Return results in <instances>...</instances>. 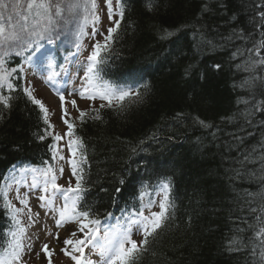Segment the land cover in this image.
Returning <instances> with one entry per match:
<instances>
[{"label": "trees", "instance_id": "obj_1", "mask_svg": "<svg viewBox=\"0 0 264 264\" xmlns=\"http://www.w3.org/2000/svg\"><path fill=\"white\" fill-rule=\"evenodd\" d=\"M261 11L264 0H153L151 11L148 0H125L120 28L100 67L105 80L138 88L142 99L126 100L123 109L101 108V103L96 108L100 119H93L96 112L91 111L84 122L78 118L72 123L74 139L83 145L76 149L86 157L80 165L87 189L81 207L91 208L100 220L109 213L121 217L139 210L141 192L150 195L169 183L171 216L136 264H256L248 250H230L229 240L242 235L247 241L252 235L236 231L246 227L242 221L249 216L233 190L255 191L259 185L247 178L230 180L228 169L264 132V113L251 117V125L234 118L244 107L238 101L251 96L241 87L249 73L243 65L237 67L249 54L232 59L237 48L252 46L236 39L234 32L264 39V31L253 28ZM163 29L179 31L165 40ZM58 37L53 38L55 63L62 51ZM17 50L2 55L6 69H17L9 76L15 92L0 88V95L14 97L10 108L0 105V188L11 168L42 166L53 159V138L39 139L47 128L43 113L23 91ZM29 54L25 51L23 59ZM217 63L220 70H211ZM190 64L195 68L186 77L184 69ZM258 75L264 76V69ZM255 99L260 102L264 96ZM3 203L0 195V251L7 245L10 226Z\"/></svg>", "mask_w": 264, "mask_h": 264}, {"label": "snow or ice", "instance_id": "obj_2", "mask_svg": "<svg viewBox=\"0 0 264 264\" xmlns=\"http://www.w3.org/2000/svg\"><path fill=\"white\" fill-rule=\"evenodd\" d=\"M125 0H115V8H113V0H105L107 6V16L112 26L107 28L106 34L99 31L96 25L100 24L101 17L98 14L97 0H0V48L4 50V56H7L13 49H19L15 52L17 56L23 55L25 51H30L27 60L32 63L33 67L39 69L42 60L48 59V67H52V59L48 57V50L41 51L43 45L42 40H47L49 44L54 43V37H58L60 33L69 25L78 23L80 19L81 10L87 15L83 17L87 22L89 17L93 25L92 37L97 35L103 37V40H94L91 45L92 51L86 57V63L81 64L79 70L83 71V76L80 77L81 85L79 96L81 99H100L107 101V104L102 103L101 108L112 107L123 109L126 100H133L139 102L142 99V94L138 88L129 86H119L112 82L105 80L100 67L105 63L104 53L110 51L115 39V34L121 25L124 16ZM153 8V0H148V9ZM6 14V15H5ZM118 15L119 19H114ZM81 33L83 32V24L79 25ZM253 28H259L264 31V11L260 13V20L253 24ZM179 31L163 29L161 39H169L176 35ZM243 33V30H241ZM236 39L248 40L252 45L241 51L239 48L232 53V59L237 57H244L248 53L246 59L241 60L237 65L238 68L243 65V71L249 73L248 77L242 81L241 87L248 91L251 100H241L238 103L244 105L243 109H238L237 115L234 118H243L247 124L251 125L253 117L257 112L264 113V100L257 102L255 97L257 94L264 96V76L258 75L259 71L264 69V39L257 40L251 33L237 34L233 33ZM232 37H229L231 39ZM208 43H212L208 41ZM79 50L80 45L76 44ZM3 65V56H0V66ZM195 65H188L184 69L185 76H190ZM220 64L211 65V70L219 71ZM13 71H15L13 69ZM55 73L49 75V81L54 79ZM10 72L4 70L0 72V88H6L9 92H15L13 83L10 82ZM201 80L205 78V73L200 74ZM142 87L147 88V85ZM29 101L33 105H37L41 113H43V122L47 125L45 134L41 135L39 139L44 140L46 136H51L54 143L49 145V150L53 153V159L64 160L65 156L60 155V150L57 148L55 142H59L64 137H73L74 124L70 122L69 113L65 107L64 90H56V95L60 100V109L62 115L61 122L66 126L67 131L61 135L51 131L55 126L49 121V110L44 103L33 96L32 90L29 88L23 89ZM76 90L69 92L68 96H72ZM14 99L12 95H0V105L3 108H10L11 102ZM115 102V103H114ZM72 106L77 108L79 112V119L84 122L87 113L80 110L76 101H71ZM96 112L93 119H100L99 109H90ZM233 118H229L231 120ZM199 123L204 127H211L205 125L203 121ZM264 124V121H261ZM251 136L252 133H249ZM234 139L240 143H244L242 137L235 136ZM74 146L83 147L82 142L78 139H68L67 148L71 156L67 159L70 166V173L67 177L68 185L64 187L57 183V173L63 177L65 169L60 167L53 169L46 167L39 174L43 176V187L41 191L43 195L38 196L41 208L45 205L50 206V210L58 214L55 219V226L57 228H64L68 224H74L75 228L69 232V235L63 239L60 252L63 255L70 257L74 264H93V262L85 257L84 250L88 246H92L93 251L100 257L99 264H136L140 256L148 249L149 239L159 234V231L164 227L169 220L171 213L170 209L174 208L168 192L169 183L163 182L161 189L163 192L162 198L159 200V211H152L154 201L149 198L148 202L143 203L144 192L140 193L141 206L131 214L125 223L117 228L112 225L110 229L101 236L100 224L98 217L94 216L91 208L81 207L83 200V193L87 190L85 184V173L80 162L75 158L77 155ZM137 150L132 149L135 153ZM86 162V157H81ZM234 166L228 169L231 172L230 180L245 179L255 182L259 185L257 190L250 191L244 189L243 191H234L236 201L241 205V208H247L249 219L242 221L246 227H237V233L252 232V235L245 237L242 235H234L229 240L230 250L241 251L248 250L249 255L256 257V264H264V132H261L260 138L255 144L250 145L241 155L233 161ZM252 167H249V166ZM75 178V186H72V178ZM18 184L19 181H16ZM123 179L120 184H124ZM38 186L35 177L30 185L31 188L36 189ZM12 189V185L8 184L6 188L0 191L3 196V207L7 210V214L13 222V228L8 233L7 247L3 249L0 254V264H27L22 261V256L25 251L24 240L26 238V227L21 225L18 214L23 213L27 209L28 220L30 221L28 227H31L36 221L33 220V215L37 218L39 213L33 214L31 207H29L27 194L24 196L17 195L15 199L19 200L22 208H17L8 198V192ZM115 191L120 193L121 188H116ZM63 200L62 206H56V201ZM144 209L148 210L145 215ZM47 215V213H46ZM111 216V213L108 214ZM133 229L142 235V239L137 242L132 239ZM79 234V235H78ZM57 243H61L59 234L54 237ZM2 239V237H0ZM29 252L32 251L31 245L27 246ZM41 251L48 257L47 264H52L51 256L53 249L48 244L42 246ZM38 257L40 253L36 254Z\"/></svg>", "mask_w": 264, "mask_h": 264}, {"label": "rangeland", "instance_id": "obj_3", "mask_svg": "<svg viewBox=\"0 0 264 264\" xmlns=\"http://www.w3.org/2000/svg\"><path fill=\"white\" fill-rule=\"evenodd\" d=\"M98 5V14L101 17L100 24L96 25V28L104 32L106 34L107 28L112 26L108 20L107 16V6L105 4V0H97ZM113 8H115V0H113ZM6 15V14H5ZM87 15L83 10L80 13V19L78 23L69 25L65 28L60 37H58V41L61 42V59H57L58 63L53 61V57L57 56L56 51H54V43L49 44L47 40H42L40 43L43 45L41 51L48 50V57L52 59V67H48V59L45 58L42 60L41 66L39 69L33 67L32 63H30L26 58L23 59V55H21V64L18 68L25 80L26 88H29L33 92V96L37 99H40L46 108L49 110V121L55 127L51 129L54 133H58L63 135L67 128L61 122V109H60V100L56 95V90H64L65 95V107L69 113L70 122L72 120H77L79 117V112L77 108L72 106L71 101L75 100L76 105L80 110L85 111L86 113H91L90 109H96L99 104H106L107 101H102L100 99L88 100L81 99L79 96V90L81 85L80 77L83 76V71L79 70L80 65L86 63V57L92 51L91 45L94 43V40H103V37L100 35L92 37V29L93 25L91 23V18L87 22L84 21L83 17ZM114 19H118V15L114 16ZM83 24V32L81 33L79 25ZM64 36V39H63ZM80 45L79 50L76 47V44ZM67 47L68 50L64 51L63 49ZM4 50L0 48V56H2ZM13 69H17L15 66L9 69H6V65L3 63L0 66V72L6 70L11 74L14 73ZM57 74L54 76V79L49 81L47 77L51 74ZM76 90L72 96H68L69 92H73ZM129 101V100H128ZM115 103V102H114ZM68 139H74V136L64 137L59 142H55L57 148L60 150V155L65 156L64 160H60L58 158L52 159L50 163H47L42 166L35 165H26L21 167H13L6 174L4 181L1 185L0 191L7 187L8 184L12 185V189L8 192V198L12 201V203L17 208H22L23 205L20 204L19 200L15 199L17 195L24 196L27 194L28 204L31 207L33 214L39 213V217L37 218L33 215V220L36 222L32 224L31 227H28L30 221L28 220L27 209L24 210L23 213L18 214V217L21 221V225L25 226L26 238L24 240L25 251L22 256V261H26L27 264H47L48 257L41 251L42 246L44 244H48L51 249H53V255L51 256L52 264H74V261L63 255L60 252V248L63 247L62 241L69 235V232L75 228L74 224H68L64 228H57L55 226V219L58 218V214L50 210L49 205H45V207L41 208L39 206L40 202L38 200L39 195H43L44 193L41 191L43 187V176L39 173L46 167H52L53 169H58L63 167L65 169L63 177H61L57 173V183L67 187L68 185V175L70 173V166L67 163V159L71 156L68 152L67 142ZM76 148V146H74ZM77 155L76 159L80 162L81 165V156L79 155L76 149ZM35 177L37 181V188L33 189L30 185L33 182V178ZM16 181H19L17 184ZM72 186H75V178H72ZM2 199L3 196L1 195ZM149 198L155 203L153 204L152 211H159L158 203L162 198L161 192L157 191L156 193L150 195H144L143 203H147ZM63 200L56 201V206H62ZM145 215L148 214V210L144 209ZM47 213V215H46ZM134 212L125 214L122 218L110 217L100 224L102 236L104 232L108 231L112 225H115L117 228L121 227L125 220ZM13 228V222L10 219V226L8 228V233L10 229ZM57 234H59V238L61 243H57L54 238ZM79 235V234H78ZM142 235L136 232L133 229L132 239L139 242L142 239ZM31 245L32 251L29 252L27 246ZM7 245L4 247L6 248ZM3 248V249H4ZM3 249L0 251V254L3 253ZM40 253L39 257L36 255ZM85 257L90 259L93 264H99L100 257L93 251L92 246H88L84 250Z\"/></svg>", "mask_w": 264, "mask_h": 264}]
</instances>
